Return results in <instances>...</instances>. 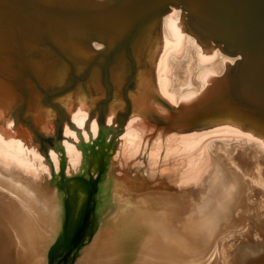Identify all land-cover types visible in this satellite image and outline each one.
Wrapping results in <instances>:
<instances>
[{
	"label": "bare ground",
	"instance_id": "6f19581e",
	"mask_svg": "<svg viewBox=\"0 0 264 264\" xmlns=\"http://www.w3.org/2000/svg\"><path fill=\"white\" fill-rule=\"evenodd\" d=\"M165 11L161 34L150 44L137 42L145 65L139 81L155 78L158 91L173 104L198 101L241 53L199 37L181 6ZM93 46L103 44L95 40ZM124 58L111 73L113 85L129 72ZM49 78L56 89L71 82L69 76ZM91 79L43 102L34 128L20 136L15 91L10 86L14 94L0 91V264H53L75 226L73 211L77 221L90 187L94 228L60 264H264V130L229 108L223 114L233 123L226 127L173 132L145 147L130 133L138 118L133 117L119 136L116 158L108 162L116 167L110 176L118 179L102 176L94 185L104 151L89 155L83 147L99 136L98 113L107 115L103 133L109 140L115 129L107 127L126 104L115 96L104 101L99 69ZM156 175L162 177L154 185L119 183Z\"/></svg>",
	"mask_w": 264,
	"mask_h": 264
},
{
	"label": "water",
	"instance_id": "95a60500",
	"mask_svg": "<svg viewBox=\"0 0 264 264\" xmlns=\"http://www.w3.org/2000/svg\"><path fill=\"white\" fill-rule=\"evenodd\" d=\"M172 4L181 6L189 29L199 37L222 44L226 52L241 53L195 102L173 104L158 91L155 78L139 81L140 68L145 65L136 54L137 42L142 38L141 42L150 44L161 34L162 16ZM95 40L103 47H94ZM122 56L130 61V69L124 80L113 85L111 73L118 71ZM61 69L63 74L55 73ZM95 69L100 70L106 87L100 90L104 101L110 102L115 96L126 107L115 117L113 127H107L109 131L115 129L109 140L103 133L107 115L98 113L99 136L83 147L84 154L89 155L104 151L93 184L102 176L118 179L110 176L116 167L108 162L116 158L119 136L133 117L138 118L130 124V133L145 147L173 132L226 127L225 123H233L223 114L229 108L245 113L264 130V0H0V91L14 94L9 86L15 91L22 117L16 131L19 136L24 129L34 128L43 102L77 91L80 83H90ZM49 76H69L71 82L51 88ZM62 119L58 120L62 122L59 131ZM53 146L57 148V142ZM62 166L66 175L67 159ZM159 177L162 175L128 178L119 183L154 185ZM92 189L87 191L90 199Z\"/></svg>",
	"mask_w": 264,
	"mask_h": 264
},
{
	"label": "rangeland",
	"instance_id": "374dc122",
	"mask_svg": "<svg viewBox=\"0 0 264 264\" xmlns=\"http://www.w3.org/2000/svg\"><path fill=\"white\" fill-rule=\"evenodd\" d=\"M92 199V198H91ZM90 198H85L79 219L76 221L78 214L76 210L73 211V225L68 243L65 248L57 252L54 257L53 264H60L63 260L71 258L80 243L84 241L86 236L91 233L96 221V202ZM75 249V250H74ZM61 254V255H60ZM77 257V256H76Z\"/></svg>",
	"mask_w": 264,
	"mask_h": 264
}]
</instances>
